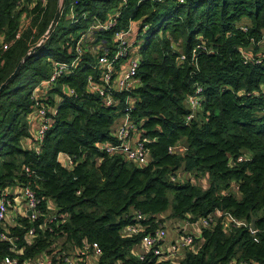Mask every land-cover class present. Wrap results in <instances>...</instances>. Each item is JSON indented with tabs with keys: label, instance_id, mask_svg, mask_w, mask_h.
Listing matches in <instances>:
<instances>
[{
	"label": "trees",
	"instance_id": "obj_1",
	"mask_svg": "<svg viewBox=\"0 0 264 264\" xmlns=\"http://www.w3.org/2000/svg\"><path fill=\"white\" fill-rule=\"evenodd\" d=\"M138 1L127 0L115 29L126 28L130 18L139 28L148 25L137 37L142 40L141 84L135 89L137 101L131 114L141 136L148 139L147 165L137 166L96 149L98 143L114 141L110 128L116 111L85 93V80L92 72L86 63L93 60L90 53L50 91L62 100L41 151L22 145L29 136L32 90L49 76L51 60H72L90 15L104 19L120 0H62L48 37L0 91V189L28 181L39 197L54 199L59 213L67 215L49 229L39 228L42 217L33 222L18 218L10 235L22 250L19 257L50 252L62 238V249L98 248V264H171L152 255L140 260L131 252L141 234L121 231L134 221V213L147 216L144 223L152 228L169 209V220L191 221L220 209L248 225L254 218L255 233L246 226L225 230L219 222L203 227L198 251L188 252L177 264H230L235 259L264 264V47L252 45L263 37L264 0ZM19 2L0 0V85L46 34L58 5V0H24L18 9ZM71 5L78 15L76 22L69 16ZM23 15L28 25L16 37ZM243 19L248 20L246 31L241 30ZM198 44L205 50L197 49L193 58ZM248 47L260 62L243 61L242 49ZM182 53L185 60L180 62ZM196 82L202 86V107L186 121L189 111L184 100ZM63 87L74 88L76 96L67 95ZM183 140L188 145L183 153L168 151ZM244 150L250 155L239 161ZM59 152L74 156L71 169L57 161ZM25 166L32 171L30 177ZM181 168L206 178V187L173 180ZM232 181L239 185V196L223 193ZM40 207L45 208L44 200ZM31 227L34 233L27 238ZM8 249L9 243L0 241V257Z\"/></svg>",
	"mask_w": 264,
	"mask_h": 264
},
{
	"label": "built area",
	"instance_id": "obj_2",
	"mask_svg": "<svg viewBox=\"0 0 264 264\" xmlns=\"http://www.w3.org/2000/svg\"><path fill=\"white\" fill-rule=\"evenodd\" d=\"M43 3L46 0H41ZM144 1V0H139ZM155 3L164 0H151ZM184 2L185 0H177ZM24 0L18 4V9L22 7ZM127 0H120L118 6L110 10L104 19H100L97 15H90V19L86 29L80 34L75 43L76 56L69 62L51 60L52 70L48 77L39 81L32 90L31 98L33 100L32 110L37 114L39 122L31 134L33 141V149L39 153L42 148L43 139L50 128L53 117L56 114L57 106L60 102L49 104V92L58 84V79L62 76H69L74 73L83 59L84 54L90 53L93 57L92 61L86 62L91 69L85 80L86 95H96L100 104L106 108H112L118 111L121 116L120 124L110 132L114 141L101 142L96 145V149L108 156H120L121 158L135 163L137 166L147 165L149 162V150L145 146L148 141L146 137L141 136V131L136 122L133 121L131 114L136 107L137 96L135 89L141 84L138 75L140 64L139 47L137 37L144 33L148 28L145 24L138 27L135 20H128L126 28L115 29L118 18L122 9L126 6ZM61 5V3H60ZM70 6L69 16L73 22L78 21V15ZM84 19L87 18L86 13H82ZM28 25V19L23 15L21 20V28L16 33V37L20 36L23 28ZM140 30V32H139ZM242 31L247 30V26H241ZM112 31L108 37L106 32ZM142 31V32H141ZM130 35L135 37L130 38ZM139 36V37H140ZM48 37L47 33L37 43L40 44ZM3 35L0 34V46L2 44ZM264 45V33L261 40L257 44ZM205 50L203 44H198L192 50V57L196 55V50ZM252 48L242 49L243 61L250 63L260 62V58L251 55ZM180 62L185 60L182 53L178 56ZM64 92L69 96H76V91L71 87H63ZM202 86L194 83L193 91L186 97L184 104L188 109L185 120L190 121L202 107ZM186 149V147H185ZM169 152L175 153L174 146L170 147ZM180 153V152H176ZM248 156L241 154L238 156L239 161L246 160ZM57 161L67 169H71L74 162V156L65 152L57 154ZM24 173L27 177L32 174L28 166L24 167ZM174 180L175 178L172 177ZM9 187H13V191H9ZM0 189V241L9 243L8 253L0 257V264H98L100 251L98 248L89 249L87 246L82 248L61 247L51 248L50 252H42L35 258H20L22 250L15 245V237L10 235V230L17 223L18 218H26L33 222L42 217V223L39 225L41 229H49L56 221H63L67 215L59 213L56 208L54 199H42L38 196L36 189L31 186L30 182L16 181L11 186ZM233 189H239V185L234 182L230 188L223 193L234 192ZM79 193V191H77ZM44 200L45 208L40 207ZM134 221L126 225L122 229L123 235L141 234L140 241L133 246L131 252L140 260L146 259L148 255H152L157 261H168L171 264L179 263L188 252H197L200 248V235L203 227H211L216 223H220L225 230L246 226L251 233H255V229L250 227L247 222L239 220L232 216L231 213L215 209L211 213L200 216L196 220L191 221L188 217L182 219L183 225L171 226L175 231L174 238L166 242L168 224L164 225L158 219L155 227L148 228L149 225L144 223L147 216L141 212L134 213ZM190 223L198 225V232L186 230V226ZM200 227V229H199ZM167 230V231H166ZM34 227H31L26 233V237H32ZM257 241V239H254ZM31 240H28L30 242ZM56 244V242H55ZM57 245V244H56ZM94 258L95 263L87 260ZM88 258V259H89ZM230 264H255L247 260H232Z\"/></svg>",
	"mask_w": 264,
	"mask_h": 264
},
{
	"label": "crops",
	"instance_id": "obj_3",
	"mask_svg": "<svg viewBox=\"0 0 264 264\" xmlns=\"http://www.w3.org/2000/svg\"><path fill=\"white\" fill-rule=\"evenodd\" d=\"M241 22H243V23H245V24H248V20L247 19H243V21H241ZM64 91V90H63ZM51 95H53L51 92H49V94H48V96H51ZM55 95V94H54ZM47 96V97H48ZM57 98H56V101L57 102H61V100H62V98H61V96L60 95H58V96H56ZM51 98H54V97H51ZM116 113V116H115V120H114V123H113V125L111 126V128H110V131L112 132L119 124H120V122H121V116H120V114L118 113V111H116L115 112ZM27 121H28V131H29V136L28 137H24L23 138V140H22V145H23V147H25V148H28V149H31V147L33 146V141H32V139L30 138L31 137V134H32V132L34 131V129H35V127L37 126V124H38V122H39V118H38V116H37V114L34 112V110H31L29 113H28V115H27ZM185 140H183V141H180V142H178L177 144H175L174 145V149L176 150V152H182V151H184L185 150ZM244 153H245V155L246 156H249L250 155V153L247 151V150H244ZM96 161H98L97 162V164L99 163V158H98V160H96ZM175 179L177 180V181H190L191 183H194V182H196L197 184L200 182L201 183V185L202 186H205L206 187V185H207V179L206 178H202V177H199V178H196L195 176H194V174L193 173H191L190 171H187V170H184L183 168H181V169H179V170H177V172H176V176H175ZM195 179H197V180H195ZM234 184V181H232V183H231V186ZM9 189V191H13L14 189H13V187H9L8 188ZM234 190V194L236 195V196H239V193H238V189H233ZM221 192H222V190H221ZM170 210V209H169ZM167 211V212H165L164 214H162L161 216H160V218L162 219L161 221L163 222V224L164 225H166V224H177V225H183V222H182V219H185V218H178V219H172V220H169V217H168V214L170 213V211ZM186 230H188V231H193V232H198L199 230H197L198 229V225H196V224H193V223H190L189 225H187L186 227ZM199 229H200V227H199ZM173 235H174V233H173ZM173 235H170L169 233L167 234V236H166V238H165V241L166 242H168V241H170L171 239H173L174 238V236ZM172 236H173V238H172ZM63 242V239L61 238V239H59L58 241H57V247H60V244ZM89 256H87V260H89V261H91V262H93V263H95L96 261H95V259L94 258H89Z\"/></svg>",
	"mask_w": 264,
	"mask_h": 264
},
{
	"label": "water",
	"instance_id": "obj_4",
	"mask_svg": "<svg viewBox=\"0 0 264 264\" xmlns=\"http://www.w3.org/2000/svg\"><path fill=\"white\" fill-rule=\"evenodd\" d=\"M62 0H58V5H57V8L55 10V13H54V16H53V19L51 20V23L48 27V30L46 31V33L48 34L54 27V24L56 23V20L58 19V16H59V13H60V3H61ZM39 44L33 46L32 48H30L28 50V52L24 55V57L18 62L17 66L15 67V69L13 70V72L5 79V81L3 83H1L0 85V91L5 87L6 83L14 77V75L18 72L21 64L29 57V55L38 47ZM187 143L185 144V147L187 148ZM250 227L252 229H255V225H254V218L251 220V223H250Z\"/></svg>",
	"mask_w": 264,
	"mask_h": 264
},
{
	"label": "rangeland",
	"instance_id": "obj_5",
	"mask_svg": "<svg viewBox=\"0 0 264 264\" xmlns=\"http://www.w3.org/2000/svg\"><path fill=\"white\" fill-rule=\"evenodd\" d=\"M242 21H243V20H242ZM241 24L244 25L245 23L241 22ZM133 37H135V36H134V35H130V38H133ZM136 40H137L138 43H141V41H142V40L139 39V38L136 39ZM174 45H175V44H174ZM176 45H177V44H176ZM262 46L264 47V45H262ZM176 49H177V50H180V47L177 45V46H176ZM51 97H54V98H51ZM49 98H50V99H49ZM56 98H57V97L53 94V95H51V96H48V99H46V100H47V101H51V102H52L51 104H54V103H57ZM183 152H184V151H182V152H180V153H183ZM231 183H232V182H231ZM176 225H177V224H176ZM171 226H172V224H171V225L169 224V225H168V231H167V230H166V231H167V234L169 233L170 235H173V233L175 234V231L172 229ZM173 236H174V235H173ZM173 236H172V238H173Z\"/></svg>",
	"mask_w": 264,
	"mask_h": 264
}]
</instances>
